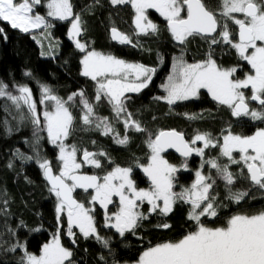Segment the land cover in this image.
<instances>
[{
  "label": "snow or ice",
  "instance_id": "obj_1",
  "mask_svg": "<svg viewBox=\"0 0 264 264\" xmlns=\"http://www.w3.org/2000/svg\"><path fill=\"white\" fill-rule=\"evenodd\" d=\"M41 3L42 0H0V23L6 22L12 29L23 33L44 29L45 36H48L47 30L53 27L52 23L35 11ZM110 3L131 5L138 35L159 34V25L149 19V10H154L163 18L167 32L177 44L186 47L197 38L208 44L205 59L192 63L184 59L182 49L181 55L174 58L167 82L162 85L166 95L156 97L157 100L171 106L178 101L198 98L201 90H205L218 105L229 109L233 117H250L253 121L264 122V0H110ZM46 8L47 17L70 23L69 39L85 53L80 61L81 75L96 82L95 101L106 100L117 118L123 114L126 130L147 133L145 144L149 150L145 163H140L139 159L134 161L135 167L143 172L147 187L138 186L133 179L132 166L115 164L103 175L86 174L81 171L85 165L103 169L100 157H106L107 153L90 152L66 143L77 130V117L71 110L76 106L77 96L82 105L79 119L83 126H94L104 135L115 133V143L124 147L129 145L130 136L116 132L107 117L96 116L94 104L83 91L73 93L65 100L53 94L48 85L41 84L39 104L43 108L38 109L27 85H19V94L14 95L7 90V84L0 82V97H6L17 109L21 104L27 107V115L21 114L20 118L33 126V148H38L43 139L40 133L46 132L47 142L58 149V174L54 173L47 158L38 156V161L50 185L49 191L57 200V221L61 222L66 215V234L72 238V243H76L73 230L78 229L83 238L94 237L108 247L109 241L98 233L94 207L86 205H99L104 210L105 227L115 229L120 237H124L126 233L135 235L141 222L150 214L167 217L177 205L185 204L188 205L186 219L192 224L190 230L173 239L155 244L150 242L134 264H264V209L253 213L237 212L215 226L220 208L225 206L217 199V179L224 182L225 199L236 204H240L250 190L234 191L237 182L247 181L250 187L264 190V127L257 128L250 135H242L234 133L229 126L220 138L198 131L190 140L175 129L151 133L128 112L126 100L129 97L126 94L139 93L147 88L156 69L126 62L112 54L88 50L87 45L77 39L83 31V20L74 12L72 0H47ZM4 33V28L0 27V34ZM111 34L112 39L121 44L131 43L129 36L115 27ZM221 44L234 49L238 61L244 63L231 67L219 64L214 58L213 46ZM238 67L248 69L242 78ZM245 90L249 94L246 95ZM250 101L257 102L259 108L250 107ZM198 142L203 146L197 147ZM209 148H218L219 155L205 158V150ZM169 149H175L184 158L179 166L165 158ZM79 152H82L80 159ZM194 154L202 158L195 179L177 191V173L188 170V158ZM18 155L32 159L23 157L22 153ZM108 162L114 163L110 158ZM205 165L215 170V175L211 172L205 174ZM233 165L239 166L237 172L231 170ZM78 189L85 194L84 201L74 195ZM144 204L149 205L147 214L140 210ZM109 205H116L117 210L110 212ZM156 227L171 229L172 226L164 222ZM61 235L58 229L51 242L43 245L39 255L28 252L19 242L7 250L24 249L20 264H73V252L61 243Z\"/></svg>",
  "mask_w": 264,
  "mask_h": 264
},
{
  "label": "trees",
  "instance_id": "obj_2",
  "mask_svg": "<svg viewBox=\"0 0 264 264\" xmlns=\"http://www.w3.org/2000/svg\"><path fill=\"white\" fill-rule=\"evenodd\" d=\"M72 2L74 12L82 17L83 31L79 37L87 45L88 50L112 54L128 62L141 63L156 69L147 88L139 93L126 94L129 97L126 100L128 112L151 133L175 129L184 133L187 140H190L198 131L208 132L213 137L220 138L223 130L229 126L234 133L242 135H250L257 128L264 126V122L253 121L250 117H233L229 109L218 105L205 90H202L196 99L178 101L171 106L163 100L156 99L166 95L162 85L167 82L174 58L181 55L182 49L185 53L184 59L189 63L205 59L209 48L203 40L199 38L192 40L186 47L177 44L167 32L163 18L154 10H149V18L159 25V34L138 35L133 23L135 13L130 4L112 5L110 0ZM46 3L47 0H42L35 11L46 15ZM51 23L53 27L48 30L50 33L48 38L55 40L57 46L51 48L52 52L50 50L49 53L51 55L48 56L42 55L44 47L35 33H23L18 29H12L6 22L0 23V27L5 30L4 34H0V82L7 84V90L14 95L19 94L17 91L19 85H27L32 90L38 109L43 108L39 104L41 84L48 85L53 94L65 100L69 95L83 91L89 102L94 104L96 116L107 117L116 132L121 136L127 134L131 138L129 145L124 147L115 143L113 138L115 133L104 135L101 130H95L94 126H83L79 119L82 115V105L79 104L77 96L76 106L71 109L77 117V130L66 143L75 144L78 148L88 151L107 153L106 157H100L103 169L85 166L84 171L103 175L115 164L122 167L132 166L133 179L138 186H148L143 172L134 165L136 159H139L140 163L146 162L149 151L145 144L147 133L126 130L123 125V114L117 118L106 100L95 101L96 82L81 75L80 61L85 53L80 52L75 47V42L69 39L70 23L55 19ZM113 27L129 36L131 43L124 45L113 42L110 37V30ZM213 48L214 58L224 67L244 63L238 61L235 50L227 45L221 44ZM247 71V67H238L241 77ZM254 107L259 108L256 105ZM19 114L10 100L0 97V264H20L24 249L18 248L14 252L7 250L17 242L23 244L30 253H40L43 245L59 228L55 212L57 200L49 191L50 187L38 161V156L47 158L56 171L59 167L58 149L47 142L46 132L40 133L43 139L38 148L34 149L33 126L28 120H21ZM190 116L196 118L190 119ZM82 128L88 130H81ZM18 153L32 159L22 158ZM78 155L81 158L82 152ZM218 155V148L205 150V158ZM165 156L169 162L177 166L184 160L173 151L165 153ZM109 158L114 163H109ZM201 159L196 155L188 158V170L177 173V191L180 190V186H189L194 181L195 171L200 167ZM231 170L237 172L239 166L233 165ZM203 171L205 174L211 172L215 175V170H211L208 165L204 166ZM233 190H249V195L240 204L230 202L225 199L227 193L224 182L217 179V199L225 206L220 208V216L215 221V226H219L220 222L237 212L253 213L264 209V190L250 187L247 181L237 182ZM75 195L84 201L85 194L82 191H77ZM148 209L147 204L141 208L146 214ZM187 210L188 205L179 204L167 217L152 213L147 220L141 222L135 235L126 233L124 237H120L115 229L105 227L102 210L98 207L96 225L99 235L109 241L107 248L94 237L83 238L78 231H75L76 243L73 244L72 238L66 234L65 216L60 227L62 241L73 252V264L130 263L138 258L150 242L155 244L173 239L190 230L192 224L186 219ZM164 222L171 224V229L156 227Z\"/></svg>",
  "mask_w": 264,
  "mask_h": 264
},
{
  "label": "rangeland",
  "instance_id": "obj_3",
  "mask_svg": "<svg viewBox=\"0 0 264 264\" xmlns=\"http://www.w3.org/2000/svg\"><path fill=\"white\" fill-rule=\"evenodd\" d=\"M41 15H43V14H41ZM45 17H46V19L47 20H49L50 22H52V20H54V18H51V17H47L46 15H45ZM150 19V18H149ZM153 21V20H152ZM154 22V21H153ZM48 31V30H47ZM31 32H33V33H35V35H36V38L37 39H39V41L41 42V44H42V47H44L43 48V52L45 53V55H51V54H49L50 53V50H51V52H52V49L51 48H53V47H55V46H57V43H56V41L55 40H53L52 38H51V40L48 38L49 37V35L48 36H45V30L44 29H35V30H32ZM77 39H79L80 40V37H77ZM80 42L81 43H84L82 40H80ZM55 44V45H54ZM85 55V54H84ZM126 61V60H125ZM126 62H128V61H126ZM131 63V62H130ZM242 78V77H241ZM202 91V90H201ZM246 91V95L247 94H249V92H248V90H245ZM193 99H196V98H193ZM255 108V107H254ZM15 109L17 110V112L19 111L20 112V114H19V116L21 115V114H24V115H26L27 114V107L25 106V105H23V104H21V108L20 109H17L16 107H15ZM262 127H264V126H262ZM197 147H202L203 145H202V143L201 142H198L197 143V145H196ZM195 155V154H194ZM165 158H166V156H165ZM78 159H80L79 158V155H78ZM167 159V158H166ZM171 163V162H170ZM85 166H87V165H85ZM85 166L81 169V171H84V169H85ZM88 167H91V166H88ZM58 169H59V167H58ZM58 169L56 170V172L58 173ZM144 187H147V186H144ZM141 188H143V187H141ZM86 206H91V207H94V212H93V215L95 216V219H96V210H97V208L99 207V205H94V206H92V205H86ZM100 208V207H99ZM142 208V207H141ZM101 209V208H100ZM102 210V216H103V219H104V210L103 209H101ZM109 210H110V212H114V211H116L117 210V207H116V205H109ZM141 210V209H140ZM142 211V210H141ZM65 221H66V215H65ZM63 223V220L61 221V222H59L58 224H59V230L61 231V229H60V227H61V224ZM104 223H105V221H104ZM66 224H67V222H66ZM74 232L75 231H78L79 232V230L78 229H74L73 230ZM57 233V232H56ZM53 238V237H52ZM52 238L48 241V242H46V243H50L51 242V240H52ZM45 243V244H46ZM61 243L64 245V243H63V241H62V235H61ZM65 246V245H64ZM66 247V246H65ZM67 248V247H66ZM32 254H36V255H39V253H32ZM115 264H134V262H130V263H115Z\"/></svg>",
  "mask_w": 264,
  "mask_h": 264
},
{
  "label": "water",
  "instance_id": "obj_4",
  "mask_svg": "<svg viewBox=\"0 0 264 264\" xmlns=\"http://www.w3.org/2000/svg\"><path fill=\"white\" fill-rule=\"evenodd\" d=\"M118 30V29H117ZM119 32H121L120 30H118ZM122 33V32H121ZM110 37H111V40L113 41V42H115V43H120L118 40H113L112 39V34H111V30H110ZM129 44V43H128ZM124 45H127V44H124ZM252 105H256V106H259V104L257 103V102H251L250 101V107H252ZM167 130H171V129H167ZM177 131V130H176ZM179 132V131H178ZM185 136V135H184ZM185 139L187 140V138H186V136H185ZM170 151H173V152H175L176 154H178V155H180L179 153H177L176 151H175V149H169L167 152H170ZM90 152H94V151H90ZM82 157V156H81ZM53 171H54V173L55 174H58L56 171H55V169H54V167H53ZM82 172H84V173H86V174H89V175H92L93 173H90V172H85V171H82ZM45 178V177H44ZM46 180V179H45ZM46 182H47V180H46ZM48 183V182H47ZM49 185V184H48ZM49 187H50V185H49ZM77 191H82V190H77ZM74 195H75V193H74ZM78 199V198H77Z\"/></svg>",
  "mask_w": 264,
  "mask_h": 264
},
{
  "label": "flooded vegetation",
  "instance_id": "obj_5",
  "mask_svg": "<svg viewBox=\"0 0 264 264\" xmlns=\"http://www.w3.org/2000/svg\"><path fill=\"white\" fill-rule=\"evenodd\" d=\"M255 105H252V108H254Z\"/></svg>",
  "mask_w": 264,
  "mask_h": 264
}]
</instances>
